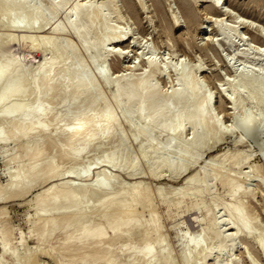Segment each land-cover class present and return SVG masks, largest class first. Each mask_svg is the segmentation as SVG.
<instances>
[{"label":"rangeland","instance_id":"rangeland-1","mask_svg":"<svg viewBox=\"0 0 264 264\" xmlns=\"http://www.w3.org/2000/svg\"><path fill=\"white\" fill-rule=\"evenodd\" d=\"M29 1L28 7L41 3L39 5L47 9L54 7L51 5L60 4L61 1L63 3L59 6L55 18L49 16L51 8L45 11L47 15L38 17L35 23L17 27L9 26L8 11L5 10L7 13H4L0 8V40L1 44H4L0 45V51L6 55L5 58H19L22 63L20 64L28 71L27 77H23L24 95L19 96V99H12L7 105L24 101L29 105L28 110H33L38 103L50 108V113L44 115L41 120L48 126L44 134L30 130L26 135L24 131L17 130L20 129L21 123L19 125L17 121L12 120H20V117L8 119L0 114V128L8 137L6 141L0 142V235L8 234L10 250L8 254L1 256L4 252L0 245L1 264H147V261L149 264H167V260L172 261L170 264H264V250L259 244L261 238L264 240V82H260L264 80V0H217L219 7L228 14L221 11L212 13L208 8L211 0ZM53 2L54 4H51ZM75 4L82 5L79 17L86 11L98 10L100 13L94 29L89 34L90 43L102 45L101 41L106 32H112L111 39L100 46L101 48L95 44L96 47L88 52L78 35L72 31L71 22L68 24L67 12ZM57 25H64V31L53 34V28ZM26 36L30 39L27 43L23 41ZM52 36L55 37L56 46H64L65 42L72 46L74 55H64L53 60L52 50L42 47L45 40ZM118 36H125L124 41L117 43ZM115 51L120 57L115 56ZM45 59L46 62L52 59L59 67L55 78L58 81L57 84L54 81L52 87H45V92L42 91V96H38L37 100L34 95L36 83L33 84L32 77ZM150 60L156 64L155 71L151 69ZM79 65L83 66V71L78 73ZM102 69L105 70L104 76L100 74ZM75 73V85L78 83V88L84 84L86 77L93 79L94 84L89 87V93H83L77 103H72L71 98L76 86L69 87L67 77ZM141 77L144 78L143 85L146 86L150 80L157 86L161 100L164 99V94L168 97L171 95L168 100L170 99L172 111L166 117L161 118L153 114L157 118H151L153 112L150 108L160 104L157 99L144 104L143 108L145 105L147 107L137 112L138 101L131 104L127 102V97H114L119 87ZM244 77L251 78L252 82L248 84L252 86L243 81ZM193 80L196 82L193 83ZM61 82L64 83L54 88V85L57 87ZM185 83L190 84L191 88H196H193L191 96L189 94L190 97L182 101L172 99L176 92L183 89ZM63 85H66L64 95ZM1 88L0 93L5 91ZM97 94L100 101L94 99ZM50 96L54 98L50 99ZM197 101L199 105H205L203 109L206 117L204 115L202 122L193 125L187 120L190 116L195 119L199 117L200 107ZM11 104L9 106H12ZM104 104L109 108V115L114 119L115 127L113 126L107 137L106 134L102 135L98 140L91 142L84 152L81 151L82 154H77L76 151L84 143V137L93 125L91 127V124H87L82 132H89L79 136L76 141L69 140L70 129L80 123L84 115L98 118L96 124L103 126L107 118L102 111ZM181 110V119L177 116L178 120L175 115ZM55 116L58 118L56 121L52 119ZM148 116L151 119L147 118ZM243 118H247L244 121L250 124L246 130L242 123L244 121L241 122ZM149 120H152L153 124H149L152 123ZM27 122L24 124L26 127L32 126L31 120ZM33 123L34 121L31 124ZM174 126L180 127L176 131ZM141 130L142 133H138ZM39 148L43 150L40 161H37V169H41V173L37 170L39 173L36 176L48 174V179L43 175V178L33 177L28 182L25 173L34 164V156ZM66 149L69 155H62ZM186 154L188 155L185 158ZM110 156L116 159L113 165L105 162ZM181 156L185 162L178 160ZM164 158L171 162L168 166V161L165 163ZM163 162L167 167L162 169L160 164ZM55 163V177L50 176L49 179L48 165ZM205 166L207 170H203ZM181 167L183 169L180 170ZM218 168L223 178L235 177L236 180L230 185H223L221 180L211 177ZM204 171L208 174L206 173L203 186L201 184L202 192L198 194L199 180L197 179V182L196 178L202 177ZM192 175L199 176H195L194 180ZM107 177L111 179V184L104 189L99 181ZM189 177L191 183L186 184L185 181ZM15 181L21 182L18 187L21 193L11 196L9 191L13 190L10 188L12 184H16ZM23 183L28 186L27 190L23 189ZM53 185L58 186L56 193H59L60 197L66 192L68 195L80 188L84 189L78 191L81 193L79 196L78 192L76 193L79 198L76 196L78 200L75 199V203L69 196H65L59 198V206L47 204L37 210L38 203L43 199V191ZM239 185L242 189L236 197H231V190ZM136 186L137 191L144 192L145 197L139 196L140 198L130 206L131 193L136 191ZM183 186H186L184 191L181 189ZM21 188L26 191L23 193ZM111 198L114 203L110 205ZM103 201L107 204L105 207L109 205L112 209L101 208ZM241 201L246 207L245 214L251 216V231L254 234L252 239L235 235L234 237L232 233L236 230L224 225V219L229 218L224 206L237 205ZM194 203L198 205L197 209L193 207ZM119 207H129L128 210L135 212L127 211L126 215L122 216ZM61 215L70 216L66 219L62 217L66 220L64 223ZM129 216L132 217V223L126 226L129 231L124 226L120 227L118 234H113L110 223L118 218L127 221ZM216 218L219 225L217 223L214 228L209 229L211 231H203L207 224ZM50 221H56L53 230L50 229ZM150 222H153L154 227L148 226H151ZM85 224H90L92 230L106 227L107 240L104 239L95 246L91 239L77 244L81 227ZM217 226L222 230L220 236L215 234ZM69 232L74 238L69 244L63 245ZM193 237L200 239L205 249L211 250L209 259H202L205 249L193 252L188 243H191ZM147 244L155 245L156 253L149 257L150 259L141 258L139 254V250Z\"/></svg>","mask_w":264,"mask_h":264},{"label":"bare ground","instance_id":"bare-ground-1","mask_svg":"<svg viewBox=\"0 0 264 264\" xmlns=\"http://www.w3.org/2000/svg\"><path fill=\"white\" fill-rule=\"evenodd\" d=\"M28 1L29 0H0V8L2 9V10H4L3 12L4 13H7V12H5V10L6 11H8V14L7 15H9V18H8V16H6L8 19H10V25L9 26H11V27H17V26H21V25H29V24H32V23H35L37 20H38V17H42V16H44V14L45 15H47L46 14V12L45 11H47V10H50L51 8H52V10H51V12H50V14H49V16L51 15V17H56L57 16V13H58V10L60 9L59 8V6L61 7L62 6V4L61 3H63L62 1H61V3L60 4H58V5H51V4H54V2L53 3H51L50 5L51 6H54V7H50V8H46V7H44L43 6V8L41 7L42 5H39V4H41V3H39L38 4V6H36V4H34V5H32V4H30V5H32V6H29L28 7ZM35 1V0H34ZM48 1H50V0H48ZM221 1V0H220ZM30 2V1H29ZM38 2V1H37ZM210 2V5H209V10H211V12L213 11V12H215V11H221V13L223 12L224 14H228V12L225 10H222V8H220L219 7V3L217 2V0H211V1H209ZM50 3V2H49ZM35 6V7H34ZM80 6L82 7V5H77V4H75L74 6H72L70 9H69V11L67 12V20L69 21V23L68 24H70V22H71V24L70 25H72L71 27H72V31L76 34V35H78V37H79V40H81V42L85 45V47H86V50L89 52V51H92V49H93V47L95 46V44H96V46L98 45L97 43H93V42H91L92 44H94L93 46H92V44L90 43V38H89V34H90V32L94 29V26H95V22H97L96 20L97 19H99V12H98V10H93V11H86L85 13H82L81 15H80V17H79V11L81 10V8H80ZM32 7V8H31ZM224 7V6H223ZM44 8H46V10L44 9ZM80 8V9H79ZM208 10V9H207ZM230 11V10H229ZM212 12V13H213ZM49 13V12H48ZM208 13V12H207ZM206 13V14H207ZM219 13V12H218ZM231 13H232V11H231ZM237 14V13H236ZM235 14V15H236ZM56 15V16H55ZM238 16V15H237ZM77 17H79V18H77ZM46 18V17H45ZM101 19V18H100ZM40 20V19H39ZM246 21V20H245ZM243 22V21H242ZM4 23V22H3ZM38 23V22H37ZM241 25L243 24V23H240ZM69 25V26H70ZM178 25V24H177ZM42 26V25H41ZM261 26V25H260ZM63 27L65 28V26L63 25V26H60V25H57V26H54V28H53V34H57V33H60V32H62V31H64L63 30ZM70 27V28H71ZM84 27V28H83ZM260 32V31H259ZM112 34V32H110V31H108V32H106V34L104 35V38H102V45H105L111 38H110V35ZM262 35V34H261ZM27 37V36H26ZM23 37L24 38V40L23 41H25L26 43L27 42H29V38L27 37ZM124 37L125 36H118V38H117V43H121V42H123L124 41ZM31 38V37H30ZM261 38V37H260ZM259 38V39H260ZM262 38L264 39V33H263V36H262ZM2 39V38H1ZM29 39V40H28ZM2 40H4V39H2ZM34 40V39H33ZM45 40V39H44ZM44 40H43V42H44ZM229 40V39H228ZM231 40V39H230ZM31 41H32V39H31ZM261 42H262V40H261ZM11 43V42H10ZM9 43V44H10ZM3 44V43H2ZM1 44V40H0V45H2ZM4 45V44H3ZM11 45V44H10ZM14 45V44H13ZM41 45V44H40ZM102 45L100 44L99 46H97V47H102ZM262 45V44H261ZM9 46V45H8ZM59 45H57L56 46V43H55V37H48V39L47 40H45V43H43V45H42V47H44L45 49H47V48H50L51 50H52V59L53 60H57V58L59 57H62V56H64V55H70V54H73L74 55V53H73V51H75L74 49H73V47L72 46H70L68 43H66L65 42V45L64 46H59ZM95 46V47H96ZM11 47V46H10ZM14 47V46H13ZM47 47V48H46ZM62 47V48H61ZM100 47V48H101ZM43 48V49H44ZM39 49H40V47H39ZM38 49V50H39ZM14 50V49H13ZM12 50V51H13ZM40 50H42V48L40 49ZM119 50V49H118ZM8 51H9V49H8ZM117 51H115L114 53H116ZM241 52V51H240ZM5 53H7V52H5ZM9 53H10V51H9ZM91 53V52H90ZM113 53V54H114ZM242 53V52H241ZM109 54H111V53H109ZM112 54V55H113ZM245 54V53H244ZM8 55V54H7ZM5 56L6 55H4V53L3 52H1L0 51V88L2 87L3 89H5V91H3L2 93H0V107H1V109H2V111L0 112V114H1V116L3 115V117L4 116H6V117H8V119H11L12 117H16V116H18V118L20 117V120H18V119H13L12 118V120H15V121H17V124H19L20 125V123H21V126L19 127L20 129H17V130H21L20 132H23L24 131V134H26L27 135V132H29L30 130H36V131H39V134L40 133H43L44 134V132L46 133L47 132V128H48V126H46L44 123H42V118L44 117V115H46V114H48V113H50V112H48V110L50 109L49 108V106H47V105H43V104H40V103H38V105L36 106V107H33L34 109L32 110L31 108V110H28V108H29V105L28 104H25L24 103V101L23 102H19V103H13V105L12 106H9V105H7V102L9 103L12 99H14V98H20L19 96H23L24 94V79H23V77L24 76H26L27 77V70H26V68L23 66V65H21L22 63H21V61L20 60H18L17 59V57H16V59H14V58H9V57H11V56H7L8 58H5ZM13 56V55H12ZM14 56H16L15 54H14ZM71 56V55H70ZM115 56H117V57H120V56H118V54L116 53L115 54ZM2 59H4V60H2ZM52 59H51V61H48L47 60V62H46V59L44 60V62L43 63H41V67H39V69L37 68V70H38V72L36 71L34 74H33V77H32V79H33V84L34 83H36V85H35V90H34V95H36L37 96V98H38V96H40L41 94V92L42 91H44V88L45 87H47L48 85H50V87H52L51 85H52V83L54 82V81H56L55 80V78H56V76H57V71H58V68L59 67H57V65H55V62H53L52 61ZM115 59H116V57H115ZM2 60V61H1ZM20 61V62H18V61ZM116 60H118V59H116ZM4 61V62H3ZM119 61V60H118ZM21 63V64H20ZM154 63V64H153ZM149 64L152 66L151 67V69L153 68L154 69V71H155V67H156V64H155V62H153V60L151 61H149ZM46 65H49V67L48 66H46ZM64 66V65H63ZM67 66V65H66ZM45 67V68H44ZM65 67V66H64ZM116 67V66H115ZM62 68V67H61ZM44 69H46L45 71H44ZM48 69V70H47ZM77 71H78V73L79 72H81V71H83V66L82 65H79L78 67H77ZM63 70V69H62ZM66 70V69H65ZM77 71H76V73H77ZM159 71V70H158ZM59 73V72H58ZM76 73H75V75H73V74H71L69 77H67L68 78V84H69V87H70V85H71V87L73 86V85H75V83H76V78H77V75H76ZM56 74V75H55ZM100 74L102 75V76H104L105 75V70L104 69H102L101 71H100ZM184 75V74H183ZM79 77V76H78ZM183 77V76H182ZM246 79V81H245V79ZM242 80L246 83V84H248V82H252L251 81V78H246V77H244ZM26 79V78H25ZM80 79V78H79ZM250 79V80H249ZM252 79H254V78H252ZM260 79V78H259ZM259 79H257V81H258V83H259ZM81 80V79H80ZM6 81H8V82H6ZM58 81V80H57ZM57 81L55 82L56 84H57ZM65 81H67V79H65ZM64 81V82H65ZM92 81H93V79H91L90 77H86V79H84V84L83 85H81L80 86V83H79V88H78V83L75 85L76 87V90H75V88H74V95L72 96V98H71V102L72 103H77V101H78V99H80V97L82 96V94L83 93H86V92H88V90L91 88V85L93 86V84H92ZM144 81V78H139L137 81H135L134 80V82L132 81V82H129L127 85H124V86H121V87H119V89L117 90V92L115 93V98L116 99H120V97L122 98V96H124L127 100V102H130L131 104H134V103H136L137 101V104H138V108H137V112H140V111H142V108H143V105L144 104H146V103H150L152 100H156L157 99V102H158V100L160 101V104L158 103L157 105H155L153 108L151 107H149L150 109H151V112H153V113H151L152 115L154 114H156V115H158L159 117L161 116V118H164V116L166 117L169 113H171V111H172V109H171V106L169 105V100L171 99V95H169V97L166 95V94H164V97H162V98H164L163 100H161L160 98H159V96H160V94L158 93V90H157V86L156 85H154V83L152 82V81H150L149 80V82L146 84V86H145V84L143 85V82ZM194 81L195 80H193V83H194ZM253 81H255V80H253ZM64 82H61V83H58V85H57V87H55V85H54V88H58V86L60 87L61 85H59V84H62V83H64ZM83 81L81 80V83H82ZM94 82V81H93ZM196 82V81H195ZM260 82H264V80L262 79ZM4 83H7V84H5L4 85ZM65 84H67V83H65ZM192 84V83H191ZM250 84V83H249ZM248 84V85H249ZM253 85H254V83H252ZM256 85H257V82L255 83ZM260 84V83H259ZM262 84V83H261ZM264 84V83H263ZM7 85V86H6ZM242 85H244L245 86V84H243L242 83ZM251 85V84H250ZM64 86H66V85H63V95H64V92H65V90H66V88L64 89ZM68 86V85H67ZM247 86V85H246ZM252 86V85H251ZM258 86V85H257ZM49 87V86H48ZM90 87V88H89ZM193 87V86H192ZM2 88H1V90H2ZM93 88V87H92ZM194 88V87H193ZM193 88H191V85L189 84L188 85V83H185V86L183 87V89L182 90H180V91H178V92H176L175 94H174V98H172V99H174V100H183V99H187V97H190L191 96V92H192V90H193ZM48 89V88H47ZM196 88H194V90H195ZM45 90H46V88H45ZM61 90H62V88H61ZM91 90V89H90ZM45 92V91H44ZM90 92V91H89ZM88 92V93H89ZM160 92V91H159ZM47 93V92H46ZM49 93H52V92H49ZM254 93V92H253ZM253 93H252V95H253ZM48 94V93H47ZM53 94V93H52ZM189 94H190V96H189ZM193 94H195V93H193ZM48 95H51V94H48ZM84 95V94H83ZM159 95V96H158ZM196 95V94H195ZM198 95L199 94H197V97H198ZM42 96V95H41ZM56 96V95H55ZM92 96V95H91ZM163 96V95H162ZM167 97V99H166V97ZM54 98V96H50V99L51 98ZM161 97V96H160ZM193 97V96H192ZM250 97H252L251 95H250ZM36 98V97H35ZM168 98H170L169 100H168ZM94 99H95V101H97V100H99L100 99V97H99V95L97 94L95 97H94ZM190 99V98H189ZM195 99H197V98H195ZM194 99V100H195ZM37 100H39V98L37 99ZM90 100H92V97H91V99ZM168 100V101H167ZM191 101H193L192 99H190ZM198 100V99H197ZM19 101V100H18ZM41 101V100H40ZM100 101V100H99ZM163 103H162V102ZM186 101V100H185ZM190 101V102H191ZM65 102H66V100H65ZM90 102H92V101H90ZM167 102V103H166ZM198 102V101H197ZM208 102V104H209V102H210V99L207 101ZM93 103V102H92ZM194 103H196V102H194ZM264 103V102H263ZM90 105H91V103H89ZM200 104H204V103H200ZM28 105V106H27ZM76 105V104H75ZM106 104H104V105H102L103 107H102V111H103V113L104 114H106V116H107V118H105V123H104V125L102 126V128H100L101 126H99L98 125V123L96 124V120L98 119H96L95 117H93V116H87V115H84V116H82V117H84V118H81V121H79L80 123H76L77 125H74V127L72 128V129H70V133H69V140L71 141H76L77 139H78V137L80 136L81 137V135L82 134H86V132H89V131H86V132H82V130L83 131H85V128H86V125L87 124H91V127H92V125H93V127L91 128V131L89 132V133H87V135H85V139H84V143L82 144V146L76 151L77 152V154L79 153H81V151H83L84 152V150L85 149H87L88 148V146H89V144L91 143V142H93L95 139L96 140H98V138H100L102 135H104V134H106V136L105 137H107V135L109 134V132L111 131V129L113 128V126H114V123L115 122H113V120L114 119H112V117L109 115L110 114V111H109V108H107V106H105ZM198 105H199V102H198ZM187 106V105H186ZM203 106H205V105H199V109H200V114H199V117H197L196 119L195 118H193V117H189L188 118V123H192L193 125L194 124H196L197 122L199 123V121L200 122H202L204 119L203 118H205L206 117V113L204 112L205 110L203 109ZM145 107H147L146 105H145ZM144 107V108H145ZM144 108H143V110H144ZM187 108V107H186ZM0 109V110H1ZM148 109V108H147ZM149 110V109H148ZM50 111V110H49ZM150 111V110H149ZM132 112V111H131ZM128 113V112H127ZM133 113V112H132ZM179 114L177 115H175L176 117L178 116L180 119H181V117L179 116L181 113H182V110L181 111H179L178 112ZM205 113V114H204ZM128 115V114H127ZM152 115H150L151 116V118L152 117H154V115L152 116ZM204 115H205V117H204ZM87 116V117H86ZM163 116V117H162ZM11 117V118H10ZM143 117V116H142ZM177 117V118H178ZM244 117V116H243ZM147 118H150L149 116L147 117ZM146 118V119H147ZM150 118V119H151ZM155 118V117H154ZM154 118H153V120H154ZM157 118V117H156ZM155 118V119H156ZM179 118H178V120H179ZM52 119H54L55 121H56V119H58V118H56V116H55V118H52ZM159 119V118H158ZM247 119V118H246ZM246 119H244L243 118V120H241V122L242 121H246ZM29 120H31V123H32V121H34V123L33 124H31L30 123V125H32V126H29V127H26L24 124H25V122L26 123H28L27 121H29ZM162 120V119H161ZM209 120V119H208ZM98 121V120H97ZM147 121V120H146ZM145 121V122H146ZM152 121V120H151ZM150 120H149V122H151ZM242 122L243 123V127L245 128V130H246V128L248 129L249 127H250V124L249 123H247V122ZM248 121H249V119H248ZM19 122V123H18ZM54 122V121H53ZM148 122V123H149ZM154 122H156L155 120H154ZM159 122V121H158ZM176 122V121H175ZM179 122V121H178ZM241 122H240V124H241ZM161 123V122H160ZM180 123H182V122H180ZM197 123V124H198ZM252 123V122H251ZM149 124H153V121H152V123H149ZM148 124V125H149ZM155 124V123H154ZM175 125L177 124V123H174ZM174 124H171L172 126L174 125ZM179 124V123H178ZM98 125V126H97ZM146 125H147V123H146ZM145 125V126H146ZM157 125V124H156ZM164 125H165V123H164ZM217 124H215V126H216ZM252 125V124H251ZM171 126V127H172ZM237 126H239L240 128H241V126L240 125H237ZM115 127V126H114ZM178 127H180V126H174L173 128L177 131V129H178ZM217 127V129H218V125L216 126ZM216 127H214V128H216ZM165 128H167V125H166V127ZM1 129V128H0ZM143 129H145V127L144 128H142V130ZM148 129V128H147ZM168 129H170L171 130V128H168ZM167 129V130H168ZM242 129V128H241ZM142 130L140 131V132H138V133H142ZM173 130V129H172ZM243 130V129H242ZM68 131V130H67ZM145 131V130H144ZM261 131V130H260ZM143 133H145V132H143ZM147 133V132H146ZM66 134V133H65ZM143 135V134H142ZM195 136H196V134H195ZM83 137V136H82ZM8 139V137H6V134L4 135V130H0V142H1V140H7ZM137 139V138H136ZM140 139V138H139ZM138 139V140H139ZM101 140V139H100ZM241 140V139H240ZM4 142V141H3ZM121 143V142H120ZM174 144V143H173ZM122 145V144H121ZM42 148V147H41ZM163 149V148H162ZM42 149L40 150V148H39V150L36 152V156H34V160H35V162L33 161V165L29 168V170H27V172L25 173V175L27 176V178H28V182H29V180L30 179H32L33 177H36V178H40V177H44V176H47L48 174H46V175H42V176H40V174H39V176H36V175H38L37 173H39L40 171L39 170H41V169H37V161L40 159V157H41V153H42ZM154 151H155V149H154ZM170 151V150H169ZM189 150L187 149L186 150V152L189 154V152H188ZM69 151H67V149L66 150H64V153H62V155H65L66 156V154L68 153ZM75 152V153H76ZM82 152V153H83ZM167 152V151H166ZM185 152V151H184ZM28 153V152H27ZM81 153V154H82ZM169 153H171V152H169ZM168 153V154H169ZM164 154V153H163ZM188 154H186V156H185V158L187 157V155ZM201 154V153H200ZM199 154V155H200ZM67 155H69V154H67ZM180 155V154H179ZM183 155H185V154H183ZM75 157H78V156H76V155H74ZM173 156V155H172ZM169 157V156H168ZM167 158V157H166ZM196 158V157H195ZM197 158H200V156H197ZM235 158V157H234ZM14 159V158H13ZM12 159V160H13ZM42 159V158H41ZM74 159V158H73ZM165 159V158H164ZM170 159V158H169ZM177 159V158H176ZM78 160V159H77ZM114 160H116L115 159V157H113V156H110L108 159H105V162L107 161L108 163H110V164H114ZM167 159H165V160H163V161H165V163H167V161H166ZM178 160H182V161H184L185 162V160H183L182 159V156H181V159H178ZM177 160V161H178ZM196 160H198V159H196ZM40 161V160H39ZM172 161V160H171ZM232 161H233V159H232ZM176 162V161H175ZM181 162V161H180ZM179 162V163H180ZM187 162V161H186ZM164 162L163 163H161L160 165H161V168L163 169V167L166 165ZM169 163H171V162H169L168 161V163H167V166H168V164ZM178 163V164H179ZM175 164V163H174ZM187 164H188V162L185 164L186 166H187ZM181 165V164H180ZM180 165H179V167H180ZM183 165H184V163H183ZM182 165V166H183ZM39 166V165H38ZM48 166H50V168H49V171H48V173H49V179H51V177H53L54 175H55V173H56V171H57V165H56V163L54 164V165H48ZM167 166H165V167H167ZM176 166V165H175ZM186 166H184L185 168H187ZM46 167V166H45ZM177 167H178V165H177ZM189 167V166H188ZM209 167V166H208ZM220 167H222L221 165H220ZM39 168V167H38ZM43 168V167H42ZM207 167L205 166L204 167V169L203 170H207L206 169ZM181 169H183L182 167L180 168V170ZM39 172H38V171ZM74 170V169H73ZM177 170H179V168H177ZM76 171V170H75ZM46 172V171H45ZM180 172V171H179ZM209 172V171H208ZM41 173V172H40ZM206 173H207V171H206ZM205 173V171L203 172V176L201 177V176H199V175H197V176H199V177H197L196 175V181L198 182V180H199V185L197 186V192H198V194L200 193V192H202V191H200V189H202L201 187L203 186V182H204V180H205V178L207 177V174ZM221 171L219 170V168H218V170L214 173V176H212L211 175V177H214L215 179L217 178V179H219V181L221 180L222 181V183H223V185H230L232 182H233V180L235 179L236 180V178L234 177V179L233 178H230V177H227L226 179L225 178H223V176L221 175ZM210 174V173H209ZM20 175V174H19ZM21 175H22V173H21ZM57 175V174H56ZM202 175V174H201ZM221 175V176H220ZM51 176V177H50ZM193 176V175H192ZM195 176H193L194 177V180H195ZM209 176V175H208ZM17 177V176H16ZM20 177V176H19ZM18 177V178H19ZM55 177V176H54ZM53 177V178H54ZM193 177L191 178V180L193 179ZM201 177V178H200ZM210 177V176H209ZM208 177V178H209ZM17 178V179H18ZM221 178H223V179H221ZM47 179H48V176H47ZM188 179H190V177L189 178H187V180L185 181L186 182V184H189V183H191V181L190 180H188ZM198 179V180H197ZM20 180V179H19ZM256 180V179H255ZM21 181H23V180H21ZM31 181V180H30ZM263 181V180H262ZM16 182V181H15ZM196 182V183H197ZM12 183V182H11ZM21 182H16V184H12V186H11V188L10 189H13V190H11V191H9V194L11 193V196H14V195H17V193L19 192V194L21 193V191H20V188H18L19 187V184H20ZM24 184V183H23ZM22 184V187H23V189L25 188H28V186H26L25 184V187H24V185ZM26 184H27V182H26ZM29 184V183H28ZM27 184V185H28ZM56 184V183H55ZM60 184V183H59ZM99 184H100V186L102 187V188H104V189H106V188H108L109 187V185L111 184V179L109 178V177H107V178H105L104 180H101V181H99ZM201 184H202V186H201ZM236 184V183H235ZM205 185V184H204ZM234 185V184H233ZM232 186V185H231ZM8 187V186H7ZM65 187L67 188L68 187V185L66 184L65 185ZM199 187V188H198ZM3 188V187H2ZM57 188H58V186H56V185H53V186H50V187H48L46 190H44L43 191V199L38 203V205H37V210H39V209H41L42 207H44L45 205H47V204H51V205H56L60 200H59V198H61V197H65V196H69L70 197V199L72 200V201H74V203H75V199H77V197L79 196V194H81V193H79L78 191H82L84 188H80L79 190H77V191H75V192H73V193H68V195H66L67 194V192L66 193H64L63 194V196H61L60 197V195L58 196V194L59 193H56V190H57ZM133 188V187H132ZM137 188V186L135 187V189ZM139 188H140V186H139ZM161 188V187H160ZM185 188H186V186H185ZM184 188V186L181 188L182 190L183 189H185ZM19 189V190H18ZM22 189V188H21ZM23 189H22V191H23ZM59 189V188H58ZM62 189V188H61ZM68 189V188H67ZM180 189V190H181ZM242 188H241V185H239V186H237L235 189H233V190H231V193H230V196L231 197H236V194H238V192H240V190H241ZM7 190V189H6ZM5 190V191H6ZM27 190V189H26ZM26 190H24V191H26ZM70 190V189H69ZM125 190V189H124ZM131 190V189H130ZM138 189H136V191L135 190H133L132 191V193H131V201H130V206H132L133 205V203L134 202H136V200H138V198H142V195H144V192L142 193L140 190L139 191H137ZM195 190V191H196ZM1 191V190H0ZM24 191H23V193H24ZM184 191V190H183ZM182 191V192H183ZM78 192V196L76 195V193ZM127 192V191H126ZM180 192V191H179ZM196 192V193H197ZM22 193V194H23ZM26 193V192H25ZM139 193H142L141 195L139 194ZM181 193V192H180ZM241 193H244V192H241ZM124 194H125V192H124ZM146 194V193H145ZM150 194V193H149ZM182 194V193H181ZM185 195V194H184ZM245 195V194H244ZM3 196V195H2ZM77 196V197H76ZM140 196V197H139ZM147 196V195H146ZM182 196V195H181ZM195 196V195H194ZM5 197V196H4ZM10 197V196H9ZM20 197V196H19ZM117 197H118V195H117ZM144 197H145V195H144ZM7 198V197H6ZM12 198V197H11ZM79 198V197H78ZM185 198V197H184ZM8 199V198H7ZM6 199V200H7ZM113 198H111V199H109V201H111L110 203H109V201L107 202V203H109L110 205L111 204H113L114 202V200H115V197H114V200H112ZM117 199V198H116ZM147 199V198H146ZM63 200V199H62ZM78 200V199H77ZM77 200H76V202H77ZM118 200V199H117ZM116 200V201H117ZM122 200V199H121ZM183 200V199H182ZM140 202L141 201H143V199L142 200H139ZM151 201V200H150ZM178 201V200H177ZM104 202V201H103ZM102 202V203H103ZM181 202V201H180ZM79 203V202H78ZM137 203H138V201H137ZM151 203V202H150ZM149 203V204H150ZM139 204H141V203H139ZM143 204V203H142ZM179 204V203H178ZM58 205V204H57ZM101 205V204H100ZM99 205V206H100ZM105 205L107 206V204L104 202V204H103V206H100L101 208H104V209H107L108 207H109V205H108V207H105ZM138 205V204H137ZM59 206V205H58ZM57 206V207H58ZM78 206V205H77ZM123 206V205H122ZM178 206V205H177ZM115 207V206H114ZM136 207V206H135ZM141 207V206H140ZM143 207V206H142ZM190 207V206H189ZM193 207H196V209H197V207H198V205L197 204H193ZM116 208V207H115ZM245 204L241 201V202H238L237 203V205L235 204V205H225L224 206V210L228 213V216H229V218L228 219H224V221H225V223H224V225H226L225 227H229V228H232V229H235L236 230V232L235 233H232L233 234V236L235 235L236 237H244V238H246V239H252L253 238V232L251 231V226H252V222H251V216H248L247 214H245ZM109 209H110V207H109ZM108 209V210H109ZM112 209V208H111ZM110 209V210H111ZM117 209H118V207H117ZM119 209H120V207H119ZM128 209H130L129 207H128ZM127 209V207L126 208H124V207H121V209L119 210L121 213H122V216H123V214H125V212H127V211H130V210H128ZM78 210H80V209H78ZM84 210V209H83ZM82 210V211H83ZM102 211H103V209H101ZM100 210V211H101ZM131 210H133L132 209V207H131ZM189 210V209H188ZM104 211H106L107 212V210H104ZM103 211V212H104ZM105 212V213H106ZM130 212H135V211H130ZM99 213V212H98ZM104 213V214H105ZM118 213V212H117ZM103 214V215H104ZM131 215H132V213H130ZM102 215V214H101ZM106 215H108V214H106ZM116 215V214H115ZM126 215V214H125ZM67 216H70V215H67ZM66 216V217H67ZM133 216V215H132ZM64 218L65 216H63V215H61V218ZM66 217H65V219H66ZM82 217V216H81ZM104 216H102V218H103ZM57 218V217H56ZM62 218V219H63ZM68 218V217H67ZM115 218V217H114ZM126 219H127V217H125ZM132 218V217H131ZM130 218V216L128 217V220L127 221H122V219H120V218H118V219H116V220H114V221H112L111 223H110V229L113 231V234L115 233H117V232H119L118 230L120 229V227H123L124 228V226L126 227H128V225L129 224H131L132 223V219ZM134 218H135V216H134ZM48 219V218H47ZM50 219V218H49ZM61 219V220H62ZM64 220V219H63ZM154 220V219H153ZM48 221V220H47ZM65 221L66 220H64V223H65ZM69 221V220H68ZM135 222V221H134ZM137 222V221H136ZM221 222H223V221H221ZM151 223V222H150ZM201 223V222H200ZM217 223H218V225H219V222H218V219L216 218V219H214V220H212L211 222H209V224H207V226L204 228V230L203 231H206V230H208V231H211V230H209V229H212V228H214V226H216L217 225ZM134 224V223H133ZM155 224V223H154ZM254 224V223H253ZM44 225V224H43ZM45 225H46V223H45ZM49 225L51 226V230H53L54 228H55V226H56V221H50L49 222ZM100 225V224H99ZM135 225V224H134ZM38 226H40V224L38 225ZM132 226V225H131ZM136 226V225H135ZM139 226H140V224H139ZM148 226L149 227H154L153 226V222L151 223V226L148 224ZM44 227V226H43ZM46 227H47V225H46ZM126 227V230H128V228ZM130 227V226H129ZM218 228H216L217 229V231H215V234H216V236H220L221 234H222V230L220 229L219 230V226H217ZM40 228V227H39ZM38 228V229H39ZM42 228V227H41ZM40 228V229H41ZM82 229H81V234H80V236L78 237L79 239H77V244H80V243H82V241L83 240H85V239H91L92 241H93V243H94V246L95 245H97V244H99L101 241H103L104 239H106V236H107V234H108V231H107V228L106 227H98V228H96V229H94V230H92L91 228H90V224H85V225H83V227H81ZM134 228V227H133ZM255 228V227H254ZM253 228V229H254ZM129 229H131V227L129 228ZM151 229H153V228H151ZM215 229V230H216ZM252 229V230H253ZM42 230H44V229H42ZM148 231H149V229H147ZM154 230V229H153ZM224 230V229H223ZM227 230V229H226ZM255 230V229H254ZM257 230V229H256ZM129 231V230H128ZM147 231V232H148ZM150 232V231H149ZM148 232V233H149ZM38 233V232H37ZM42 233H43V231H42ZM145 233V232H144ZM148 233H145V234H148ZM154 233V232H153ZM158 233V232H157ZM205 233V232H204ZM204 233H202V235L204 234ZM118 234V233H117ZM130 234V233H129ZM232 234H231V236H232ZM205 235V234H204ZM260 235V234H259ZM7 236H8V234H7ZM7 236L3 233V234H1L0 235V245H1V247H2V249H3V252H4V254L2 253L1 254V256L3 255V256H5L6 254H8L9 252H10V250H9V248H8V245H9V240H8V238H7ZM39 236V235H38ZM123 236V235H122ZM198 236V235H197ZM234 236V237H235ZM256 236V235H255ZM114 237V236H113ZM113 237H109V239H111V238H113ZM127 237V236H126ZM146 237H148V236H146ZM145 237V238H146ZM195 237H196V235H195ZM198 237H200L201 238V236H198ZM234 237L232 238L233 240H234ZM73 238H74V235L71 233V232H69V233H67V236L64 238V241H63V245H67V244H69L70 242H72V240H73ZM125 238V237H124ZM231 238V237H230ZM255 238V237H254ZM39 239V238H38ZM43 239V238H42ZM192 239V238H191ZM260 238H258V240H259ZM262 239V238H261ZM260 239V241H259V244H260V246L262 247L261 249H263L264 250V240L262 241ZM46 240V239H45ZM75 240V239H74ZM107 240V239H106ZM115 240V239H114ZM158 240V239H157ZM161 240V242L163 241L162 239H160ZM255 240V239H254ZM42 241V240H41ZM121 241H122V239H121ZM159 241V240H158ZM106 242V241H105ZM104 242V243H105ZM111 242V241H110ZM109 242V243H110ZM150 242V241H149ZM160 242V243H161ZM255 242V241H254ZM256 242H257V240H256ZM102 243V242H101ZM158 243V242H157ZM159 243V244H160ZM188 243L190 244V246H191V248L193 249V252L195 251V250H202V249H205V246L203 245V242L200 240V239H198V238H196V239H194V237H193V239L191 240V243H190V241H188ZM122 244V243H121ZM94 246H92V247H94ZM97 247V246H96ZM108 248V247H107ZM209 248V247H208ZM91 249V248H90ZM89 249V250H90ZM93 249H95V248H93ZM109 249V248H108ZM48 250V249H47ZM99 250V249H98ZM106 250V249H105ZM208 250V251H207ZM75 251V250H74ZM130 251V250H129ZM132 251V250H131ZM137 252H138V250H136ZM156 250H155V245L154 244H147L143 249H141V250H139V254H141L140 256H141V258H143V257H145V258H147L148 257V259H150L149 257H151V256H154V254L156 253L155 252ZM203 251V250H202ZM206 251V252H205ZM205 251H203V253H205V254H203V256H202V259L205 261L207 258L209 259V256L211 255V250L209 251V249H205ZM12 252V251H11ZM200 252V251H199ZM44 253V252H43ZM105 253V252H104ZM162 253H163V251H162ZM138 254V253H137ZM136 254V255H137ZM168 254V253H167ZM201 254V253H200ZM199 254V255H200ZM94 255V254H93ZM143 255V256H142ZM42 256V255H41ZM99 256V255H98ZM98 256H95V257H98ZM101 257V256H100ZM136 257V256H135ZM167 257V256H166ZM165 257V258H166ZM25 258V257H24ZM2 259H4V257H2ZM94 259V258H93ZM147 259V260H148ZM201 259V260H202ZM106 260V259H105ZM139 260H140V257H139ZM143 260V259H142ZM202 260V261H203ZM104 261V260H103ZM112 261V260H111ZM145 261H146V259H145ZM168 261V263L167 264H170L171 262H169L170 260H167ZM26 262V261H25ZM157 262V261H156ZM113 263V262H112ZM141 263V262H140ZM188 263V262H187ZM206 263V262H205ZM0 264H1V262H0ZM147 264H149V262L147 261ZM152 264V263H151ZM203 264V263H202ZM228 264V263H227Z\"/></svg>","mask_w":264,"mask_h":264}]
</instances>
